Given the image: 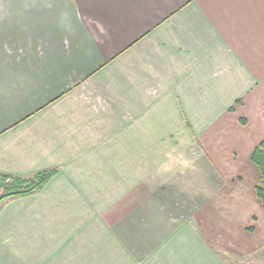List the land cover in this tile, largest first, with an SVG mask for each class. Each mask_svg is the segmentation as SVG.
<instances>
[{
    "label": "crops",
    "instance_id": "obj_1",
    "mask_svg": "<svg viewBox=\"0 0 264 264\" xmlns=\"http://www.w3.org/2000/svg\"><path fill=\"white\" fill-rule=\"evenodd\" d=\"M263 140L264 0H0V264H249Z\"/></svg>",
    "mask_w": 264,
    "mask_h": 264
},
{
    "label": "trees",
    "instance_id": "obj_2",
    "mask_svg": "<svg viewBox=\"0 0 264 264\" xmlns=\"http://www.w3.org/2000/svg\"><path fill=\"white\" fill-rule=\"evenodd\" d=\"M250 161L259 171L255 187L257 197L264 206V140L256 146L250 155ZM56 175V171L43 172L31 178L10 176L0 177V205L11 198L25 197L43 189L46 183Z\"/></svg>",
    "mask_w": 264,
    "mask_h": 264
},
{
    "label": "rangeland",
    "instance_id": "obj_3",
    "mask_svg": "<svg viewBox=\"0 0 264 264\" xmlns=\"http://www.w3.org/2000/svg\"><path fill=\"white\" fill-rule=\"evenodd\" d=\"M258 183V182H257ZM257 185V184H256ZM227 258V261L237 263V264H245L242 259L236 258L234 256H225ZM251 261L253 264H264V250H261L253 256L249 262L251 264Z\"/></svg>",
    "mask_w": 264,
    "mask_h": 264
}]
</instances>
